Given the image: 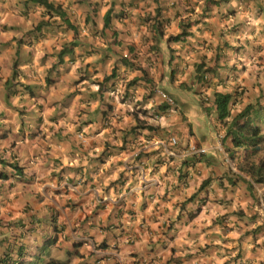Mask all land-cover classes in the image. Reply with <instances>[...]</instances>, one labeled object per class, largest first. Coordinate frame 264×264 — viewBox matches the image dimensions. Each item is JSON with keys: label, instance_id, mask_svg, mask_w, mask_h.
<instances>
[{"label": "clouds", "instance_id": "1", "mask_svg": "<svg viewBox=\"0 0 264 264\" xmlns=\"http://www.w3.org/2000/svg\"><path fill=\"white\" fill-rule=\"evenodd\" d=\"M0 7V264H264V0Z\"/></svg>", "mask_w": 264, "mask_h": 264}, {"label": "rangeland", "instance_id": "2", "mask_svg": "<svg viewBox=\"0 0 264 264\" xmlns=\"http://www.w3.org/2000/svg\"><path fill=\"white\" fill-rule=\"evenodd\" d=\"M5 4L11 5V0H0V6L5 5ZM7 10H8V9H5V8L0 7V11H5V12H6ZM5 27H6V26H5ZM0 71H2V70H0ZM11 86H12V81H11V79L9 78L6 87L10 88ZM27 87H31V86L28 85ZM194 134H195V133H194Z\"/></svg>", "mask_w": 264, "mask_h": 264}, {"label": "crops", "instance_id": "3", "mask_svg": "<svg viewBox=\"0 0 264 264\" xmlns=\"http://www.w3.org/2000/svg\"><path fill=\"white\" fill-rule=\"evenodd\" d=\"M59 257H54V260H56L57 262L59 261Z\"/></svg>", "mask_w": 264, "mask_h": 264}]
</instances>
